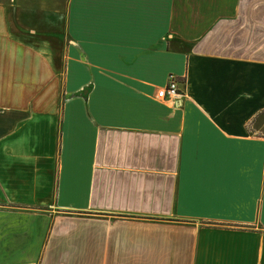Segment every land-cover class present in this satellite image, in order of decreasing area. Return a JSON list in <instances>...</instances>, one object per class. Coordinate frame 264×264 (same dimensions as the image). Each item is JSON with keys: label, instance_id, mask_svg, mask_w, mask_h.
<instances>
[{"label": "crops", "instance_id": "0c3cea01", "mask_svg": "<svg viewBox=\"0 0 264 264\" xmlns=\"http://www.w3.org/2000/svg\"><path fill=\"white\" fill-rule=\"evenodd\" d=\"M0 264H264V0H0Z\"/></svg>", "mask_w": 264, "mask_h": 264}, {"label": "built area", "instance_id": "2783aa9c", "mask_svg": "<svg viewBox=\"0 0 264 264\" xmlns=\"http://www.w3.org/2000/svg\"><path fill=\"white\" fill-rule=\"evenodd\" d=\"M158 98L168 101H177L182 98L179 81L174 75L169 77L167 87L159 90Z\"/></svg>", "mask_w": 264, "mask_h": 264}]
</instances>
